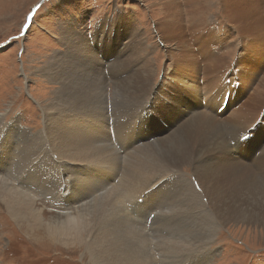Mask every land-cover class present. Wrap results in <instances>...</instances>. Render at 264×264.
I'll return each instance as SVG.
<instances>
[{
  "label": "bare ground",
  "instance_id": "obj_1",
  "mask_svg": "<svg viewBox=\"0 0 264 264\" xmlns=\"http://www.w3.org/2000/svg\"><path fill=\"white\" fill-rule=\"evenodd\" d=\"M203 1L207 6L212 3L194 0L183 6L174 0L178 3L176 12L164 14L157 23L160 41L168 46L173 64L159 87L152 83L156 72L148 57L150 47L143 43L140 30L129 17H117L111 23L108 20L104 24L107 32L99 28L92 36L82 35L70 26L62 28L66 52L54 56L43 69L45 76L60 85L55 98L43 108L44 131L32 134L17 122L0 130V200L15 218L26 220L33 231L43 230L59 245L85 247L92 264H176L177 257H197L210 264L213 253L209 243L220 225L237 222L236 225L264 226V179L257 176L264 174V125H258L264 111V77L247 101L231 113L228 107L237 106L249 86L236 90L225 81L221 105L228 94L231 96L222 113L217 111L220 107L199 111L178 90L177 81L186 83V92L198 89L200 61L190 53L195 49L185 30L209 25L211 17L207 16L201 24L196 20L195 24L188 23L191 14L197 19L195 15L201 12ZM226 2L218 1L231 16L236 3ZM246 4L238 18L259 26L264 34V0ZM221 13L219 9L215 12ZM100 30L106 32L102 37ZM124 41H128L127 45ZM95 45L102 52L95 51ZM129 48L132 49L127 54ZM119 51V58L107 62L112 56L118 57ZM249 66L248 73L255 76V82L261 75L260 66L264 68V51L260 63ZM109 84L113 90L112 109L107 96ZM157 87L160 92H155ZM210 91L206 94L217 98ZM156 93L158 97H153ZM115 106L117 110L112 111ZM257 108L260 110L256 112ZM150 121L154 122L152 126ZM229 121L236 135L228 134ZM138 124L141 129L157 131L146 144L132 141ZM252 133L254 138L246 141L244 137L250 138ZM235 154L242 160L237 161ZM193 165V180L185 179L183 188L176 186L184 179L181 167ZM114 179H121L117 208L94 205L111 199L108 192L116 188L111 184ZM101 180L110 185L97 188ZM47 193L55 195L59 214L64 215L48 223L44 207L38 206ZM91 198L98 199L92 202ZM134 204L132 215L127 211L134 209ZM168 207L174 210L170 223L180 228L187 225L180 233L188 236L192 230L189 227L198 225L199 237L192 241L182 235L173 237L175 225L160 234ZM148 216H153L154 221L147 223ZM129 218L142 224L130 228Z\"/></svg>",
  "mask_w": 264,
  "mask_h": 264
},
{
  "label": "rangeland",
  "instance_id": "obj_2",
  "mask_svg": "<svg viewBox=\"0 0 264 264\" xmlns=\"http://www.w3.org/2000/svg\"><path fill=\"white\" fill-rule=\"evenodd\" d=\"M177 1L179 4H183L194 0ZM218 1L227 4L226 0H211L209 2L212 3L207 6L203 1L201 12L198 13L197 11L195 15L197 19L192 14L190 15L191 19L188 18V23L195 24L196 20L201 24L205 22L206 16L211 17L209 25L198 27L189 32L185 30L189 42L195 49H191L190 53L192 57L198 56L200 61L199 71H197V73L200 72L199 78H197L199 81L197 83L198 89L195 92H186L188 88L186 83L183 81H177V83L178 90L180 89L181 91L180 96L185 98L187 102L191 100L189 103L192 102V107L195 106L199 111L207 109V111H212L213 108L220 107L217 110L220 113L228 107L229 96H231L228 94L224 101L225 103L221 105L222 86L227 83L225 81L231 82L232 89L235 88L236 90L249 86L244 98L242 97L241 101L236 103L237 106L234 105L232 109L228 107L231 113L236 108H239L240 104L247 101L246 98L250 97V94L256 88V84L264 77V68L261 66V75L257 81L253 82L255 76L248 73L251 67L249 66L250 64L260 63L264 51V34L259 26L238 18L242 11L246 10L247 2L256 5L260 0L255 2H252V0L250 2L249 0H230L236 3L234 6L236 9L233 8L230 13L231 16L221 9L222 6H220ZM178 3H175L174 0H170V2L169 0H0V115H3L1 119L4 126L0 125V130L4 129L6 124L17 122L20 125L19 127L26 129L32 134L44 131L43 108L48 106L55 98V92L60 88V85L45 76L43 69L54 56L66 52L65 45L62 42V28L64 26H70L82 35L92 36L94 34L97 35L99 28L107 32V27L104 24L108 23V20L110 21L117 17H129L128 20H131L135 28L140 30L143 43L146 42L150 47L148 57L156 72L154 77L156 81L153 80L152 83L159 87L161 81L164 80L163 78L167 79L173 64L168 57V46L160 41L161 33L156 27L164 14L170 16L176 12ZM199 5H201L200 2L198 3ZM193 6L195 7L196 5L193 3ZM218 9L222 11L220 15L215 14ZM236 26L239 27V30ZM130 30L132 31L133 29L130 28ZM100 32L101 37L106 33L102 30ZM120 41L117 40V45H119ZM127 42L124 41V45H127ZM95 46V51L102 52L100 47ZM131 49L126 50L127 54L130 53ZM120 53L121 51H119L118 57L113 59L112 56L107 62H112L119 58ZM211 54L216 56H210ZM207 57H210V59ZM75 66L77 65L75 64ZM206 66L207 68H205ZM158 87L155 92H160ZM215 87L217 88L215 89ZM206 91L214 92L217 98H210ZM182 92L185 93L183 94ZM112 94V85L109 84L107 96L110 100V109H112ZM157 95L156 93L153 97H158ZM169 102L171 103L172 100ZM261 103L264 105V101ZM171 104L176 105L175 102ZM117 108L115 106L112 111H116ZM258 108L255 109L256 112L260 110ZM246 109V114H248L249 108L246 107ZM262 109H264V106ZM230 113L227 112V115H230ZM189 115L192 116V113ZM206 116L207 118L211 117L209 115ZM120 119L122 122L127 121L123 118ZM108 122L105 124L107 131ZM258 122V125H261V123L264 125V111ZM152 124L154 122H151V126ZM230 124L231 121L226 122L228 134L236 135L231 131ZM254 129L255 127L252 131ZM155 131L141 129V124H138L137 128L134 129V139L132 141L146 144L149 142L147 140L157 133ZM114 140L112 136V141L114 142ZM250 140L252 138L248 139V141ZM107 141L112 143L111 138H108ZM149 145H154V143L147 144V146ZM235 157L237 161L242 160L236 154ZM249 167L252 168L251 166ZM194 169V165L182 166L180 172L184 177L183 182H177L175 185L183 188L185 179L193 180ZM258 175L264 179V174ZM121 179H114L111 183L115 184L116 188H112L108 192V194H112L110 200L99 201L94 205L117 208V198L119 193H121V188L118 185H120ZM258 179L262 181L259 177ZM109 185L105 180H101L97 188H106ZM171 190L177 193L172 186ZM50 195L47 193L40 198V204L38 202L40 208L43 209L44 207L46 223L56 217L64 216L59 214L60 210L55 204V195ZM97 199H93L92 202ZM135 207L134 204V209L127 212L133 215ZM80 210L81 212L84 211L83 208H80ZM86 210H89V208L87 207ZM108 213L109 211L105 212L104 216ZM173 214L174 210L168 207L167 217L159 231L160 234L165 232V229L169 228L170 225H175L170 223V218ZM148 218L149 220H146L147 223L154 221L152 220L153 216H148ZM129 219L130 228L135 229V224H142L139 220ZM191 223L194 224V222ZM236 224L238 223L230 222L229 225H220L216 229L213 240L210 241L211 244L209 243L210 250L213 253V263L210 261V264H264V226ZM185 226L187 225L182 227ZM145 227L146 225L144 226V231L147 234ZM181 228L177 225L174 226L173 237L182 235L191 241L197 236L199 237L198 225L189 227L192 229L189 234L191 237L180 233L179 230ZM46 235L43 230L33 231L30 229L26 220L21 221L15 218L9 207L0 200V264H92L87 258L85 247H65L51 241ZM208 240L206 239L205 243ZM149 251L151 252V249ZM197 262L204 264L197 257L192 259L177 257L176 264H196Z\"/></svg>",
  "mask_w": 264,
  "mask_h": 264
}]
</instances>
